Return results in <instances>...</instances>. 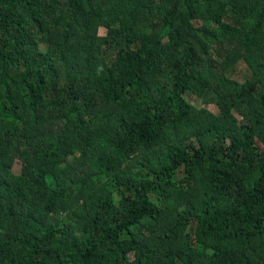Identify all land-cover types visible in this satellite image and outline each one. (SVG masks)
I'll list each match as a JSON object with an SVG mask.
<instances>
[{"label":"trees","instance_id":"16d2710c","mask_svg":"<svg viewBox=\"0 0 264 264\" xmlns=\"http://www.w3.org/2000/svg\"><path fill=\"white\" fill-rule=\"evenodd\" d=\"M0 264H264V0H0Z\"/></svg>","mask_w":264,"mask_h":264},{"label":"rangeland","instance_id":"374dc122","mask_svg":"<svg viewBox=\"0 0 264 264\" xmlns=\"http://www.w3.org/2000/svg\"><path fill=\"white\" fill-rule=\"evenodd\" d=\"M99 35H102V36L105 35V29L100 28L99 29ZM246 70H247V67H245V65L243 63H241L239 65V67H238V70L235 73H233L232 76L235 79L239 80V81H243V75L245 74ZM193 101H194V103H197L198 100L194 98ZM209 107L212 110L216 111L215 106H209ZM21 167H22L21 166V163L20 162H17L15 164L14 168H13L14 172L17 173V174L20 173L21 172ZM130 258L133 259L134 258V255L133 254H130Z\"/></svg>","mask_w":264,"mask_h":264}]
</instances>
